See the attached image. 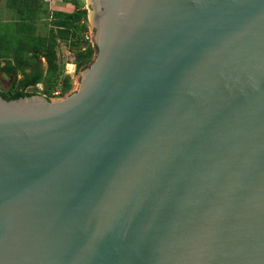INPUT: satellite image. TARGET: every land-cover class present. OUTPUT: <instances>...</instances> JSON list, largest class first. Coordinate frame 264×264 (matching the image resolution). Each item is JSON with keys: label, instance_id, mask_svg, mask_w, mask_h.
Instances as JSON below:
<instances>
[{"label": "water", "instance_id": "obj_1", "mask_svg": "<svg viewBox=\"0 0 264 264\" xmlns=\"http://www.w3.org/2000/svg\"><path fill=\"white\" fill-rule=\"evenodd\" d=\"M60 97L0 95V264H264V0H85Z\"/></svg>", "mask_w": 264, "mask_h": 264}, {"label": "trees", "instance_id": "obj_2", "mask_svg": "<svg viewBox=\"0 0 264 264\" xmlns=\"http://www.w3.org/2000/svg\"><path fill=\"white\" fill-rule=\"evenodd\" d=\"M70 11H48L43 0H5L14 12L9 21L0 23V72L11 76L10 85L0 90L6 99L33 93L44 94L59 89L60 95L70 87L68 75L58 65L59 43L66 45L74 69L79 70L91 58L93 47L83 38L86 27V9L82 0H68ZM48 18L46 33H35V22ZM12 40V42H11ZM38 56L45 60V72L35 62ZM20 74L16 77V74ZM60 75V76H59ZM41 82V88L37 83ZM29 87V90H25Z\"/></svg>", "mask_w": 264, "mask_h": 264}, {"label": "rangeland", "instance_id": "obj_3", "mask_svg": "<svg viewBox=\"0 0 264 264\" xmlns=\"http://www.w3.org/2000/svg\"><path fill=\"white\" fill-rule=\"evenodd\" d=\"M82 2H83L84 8L86 9V27H87L86 32H88V37H89L88 41L91 44V34H90V28H89V24H88V20H87L86 3H85V0H82ZM36 26H37V28L40 27V29H38L39 33H41V34L46 33L47 27H48L47 20L42 19V20L37 21ZM11 42H12V40H11ZM57 51H58V65H59V68H61V70H62V74L65 75L66 72L69 73L67 75H68V79H69L68 81L70 82V87L68 90L62 92V94H61V95H65L66 93L70 92L74 88L78 70L74 69V71H71V69H73V66L70 64H66V61L70 60V54H68V50L66 48V45H64L63 43L60 42ZM64 62H65V64H64ZM10 82H11V76H7V75L4 76L0 72V90L4 91L5 88L10 85ZM41 85H42L41 82L36 85L38 90H39V88L43 87ZM57 91L59 92V89H57ZM58 92L56 95L51 93L49 96H47V98L60 97L61 95Z\"/></svg>", "mask_w": 264, "mask_h": 264}, {"label": "crops", "instance_id": "obj_4", "mask_svg": "<svg viewBox=\"0 0 264 264\" xmlns=\"http://www.w3.org/2000/svg\"><path fill=\"white\" fill-rule=\"evenodd\" d=\"M43 1L45 2L44 4H45L46 9L48 11H51V10L70 11L73 8V5L68 0H43ZM12 17H14V12L12 11V9L8 8L6 6L5 0H0V23L7 22ZM43 19L48 20V18H43ZM36 23H37V21L35 22V33L41 34V33L38 32V29H40V27L37 28ZM35 62L39 64V67L42 69V73L44 74L45 66H46L44 58L42 56H38L35 59ZM1 63H2V61L0 60V64ZM19 76H20V74L17 73L16 77H19Z\"/></svg>", "mask_w": 264, "mask_h": 264}, {"label": "built area", "instance_id": "obj_5", "mask_svg": "<svg viewBox=\"0 0 264 264\" xmlns=\"http://www.w3.org/2000/svg\"><path fill=\"white\" fill-rule=\"evenodd\" d=\"M83 38L86 39V40H88V38H89V37H88V32H86V31L83 32ZM64 64H65V62H64ZM66 64H70V65H72V66H73V69H71V71H74V64H73L70 60H69V61H66ZM66 74H69V73L66 72ZM25 90H29V87L26 88ZM57 92H58V91L55 90V91H52L51 93L56 95ZM42 95H44V94H42ZM44 96H45V95H44Z\"/></svg>", "mask_w": 264, "mask_h": 264}]
</instances>
